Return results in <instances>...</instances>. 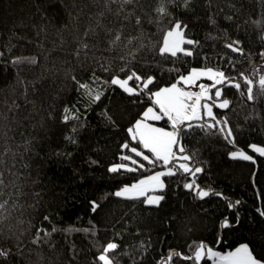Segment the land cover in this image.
<instances>
[{"label":"trees","instance_id":"trees-1","mask_svg":"<svg viewBox=\"0 0 264 264\" xmlns=\"http://www.w3.org/2000/svg\"><path fill=\"white\" fill-rule=\"evenodd\" d=\"M161 5L171 13L162 26L169 20H181L188 26L187 38L200 42L193 56L163 58L145 50L134 60L129 57L125 66L118 59L123 54L120 49L106 51L111 37L103 29L84 36L99 19L113 29V36L121 26L125 38L137 36L142 28L145 43H158L160 28L148 20L157 18L154 10ZM183 5L184 0H140L137 5H126L125 13L117 17L119 5L111 4L109 12L103 0L99 4L92 0H0V204H4L0 209V250L8 252L7 258L0 257V264H93L98 248L109 241L120 245L113 254L119 264H133V260L158 264L170 252L192 255L194 246L201 243L218 252L244 243L264 261V216L260 215L264 211V156L250 148L264 147V96L248 102L235 88L219 86L223 88L222 98L232 103L228 109L214 107L213 113L218 119L227 118L234 144L218 132L212 134L199 127L181 135L186 154L194 156L192 165L203 168L197 183L222 197L194 198L183 188L186 177L182 175L162 177L166 188L157 192L165 197L159 207L146 206L143 198L129 200L113 195L123 186L164 170L130 151L135 147L151 156L140 148L139 138L133 141L128 132L146 107L158 108L152 104L150 93L170 86L193 68H219L235 77L240 72L250 74L253 64L264 65L259 55L264 51L260 39L264 35V0H210V6L209 0H191L187 9ZM101 11L104 16L98 17ZM130 11L142 18L139 27L135 16L130 21L123 19ZM69 12L80 15L72 21ZM210 17L215 24L210 23ZM226 38L240 40L245 55L226 49ZM61 40L65 42L61 44ZM81 41L92 47L87 56L81 53L77 57L75 51ZM17 57H35L37 63L12 66L10 61ZM229 59L235 62L234 67ZM132 71L144 78L154 77L153 84L140 95L105 85L100 101L91 105L72 79L75 76L76 81L91 84L93 75L110 81L112 76L124 79ZM17 72L23 85L17 83ZM137 84L135 80L129 82L133 88ZM13 102L18 107H10ZM66 108L79 118L63 122ZM154 122L171 128L167 117ZM125 143L128 149H122ZM240 150L253 156L255 163L229 157L230 152ZM122 156L143 163L144 168L110 173L108 168L116 165L136 167ZM92 201L99 205L95 212ZM235 201L240 203L229 209V202ZM225 218L231 227H220ZM53 228L57 230L53 232ZM70 228L77 230L65 231ZM37 229L51 232V236L43 238L41 231L42 238L34 244ZM84 229H94L96 234ZM126 250L130 255H122ZM171 264L193 261L174 257ZM200 264L213 261L205 258Z\"/></svg>","mask_w":264,"mask_h":264},{"label":"snow or ice","instance_id":"snow-or-ice-1","mask_svg":"<svg viewBox=\"0 0 264 264\" xmlns=\"http://www.w3.org/2000/svg\"><path fill=\"white\" fill-rule=\"evenodd\" d=\"M93 3L99 4L100 0H92ZM169 3H174V0H168ZM140 3V0H103L104 8L106 11H111L110 5L117 4L119 8L115 15L120 17L122 13H125L126 5H137ZM191 0H184V8L187 9L190 5ZM210 6V0H209ZM67 7V5H65ZM72 7L75 8L76 5L73 2ZM157 14V18L154 20L149 17L148 23L156 24L160 28L161 40L158 43H152L149 40L148 43H145V33L141 28L137 36H124V27L121 26L119 30L115 31L113 36V29L106 28L104 24L100 22L96 17H90L91 19H96V26H89L84 32V36L96 35L97 28L103 29L106 34L111 37L108 39V47L106 51L112 52L116 49L122 51V55L118 57L121 61L124 62L125 66L129 63V57L135 59L137 53L142 51H154L160 57L163 58H175L179 59L180 56L191 57L194 55V49L200 45L199 41L192 40L187 38V24H184L181 20H169L167 26H162V22L165 17L171 15L168 12L167 8L161 5L160 7L154 10ZM80 13H77V16H72L69 12L70 20L75 21ZM98 17H103L104 12L101 11L97 14ZM135 16L134 11L126 12L123 15L125 21H130V19ZM231 20V17H227ZM210 23L215 24V20L210 17ZM142 24V18L140 16H135V25L140 26ZM210 39H216V37L209 36ZM264 41V35L260 37ZM65 41L61 40V44ZM136 44V47L133 51H125L132 48ZM190 46V47H186ZM92 46L88 43L81 41L79 46L75 51L77 57L83 53L85 56L88 54ZM224 47L230 50L232 53H237L241 56L245 55L244 49L242 47V42L238 39L232 40L226 38L224 41ZM11 51V49H8ZM260 57L264 59V51L259 53ZM0 56H3V53L0 52ZM100 59H104L101 57ZM207 59V57H205ZM220 59H224L221 57ZM233 65L235 62L229 59L228 61ZM28 63L35 65L37 63L35 57H17L10 61L12 66L21 65ZM106 63H108L106 61ZM104 67V65H101ZM264 68V65L257 67L255 64L251 65V73L246 74L245 72H240L238 76L229 77L225 74L224 71L219 68L213 67H204L202 69H191L187 75H180L175 83H172L169 87L160 88L156 92L150 93V99H152V104L158 106L159 112L154 111L152 107H149L143 114L142 119H139L135 122L132 128L128 129L129 134L132 137L133 141L138 139V143L141 149L147 150L151 153V156L144 154V151L138 150L135 147L130 148V151L135 154V156L140 157L143 161H146L149 165L156 166L160 164L165 170L156 172L153 175H150L144 179L139 180L138 182L121 188L116 191L113 195L118 198L129 199V200H139L143 198V203L146 206L159 207L160 202L164 200L163 195L148 193L163 192L166 188L165 183L161 179L162 177L182 175L186 177V182L183 184V188L186 191H189L193 194L194 198L203 200L210 195L221 196V193L212 192L210 189H203L196 180L197 174L203 172V168L200 166H193L192 160L193 155L186 154V150L181 143V135L190 131L194 127H199L205 132H212L215 134L218 132L223 135L224 139L229 143L234 144L233 132L229 126L227 118L218 119L213 113V107L219 109H228L231 105L229 99L222 98V87L218 86H228L235 88L241 95V97H246L248 102H255L258 97L264 96V74H261V69ZM105 71H109L108 67H104ZM120 71H125V68L122 67ZM258 77V79H256ZM17 83L23 85L24 81L20 79L19 72L16 74ZM201 78H206L212 81L211 85L199 84V92H190L184 91L182 88L178 87V84L183 83L186 86H197V81ZM78 85V91L82 90L83 97L86 99L89 105L94 104L100 101L101 97L104 95L103 86H118L123 92L129 95H140L142 92L149 88V85L153 84L154 77L149 76L147 78L141 77L135 71H132L126 78L121 79L119 76H112L110 81H103L100 77L93 75L92 83H80L76 81L75 76L72 77ZM137 81V88L129 86L130 81ZM214 89V92H213ZM27 88L25 87V93ZM202 99L212 100L213 103H202ZM194 103H190L193 101ZM10 107H18V105L13 102ZM65 115L63 117V122L67 123L70 119H78V115L71 112L68 108L64 110ZM162 114V115H161ZM164 117L171 122V131H166L161 128H155L147 124L145 121L151 120H160ZM205 117L209 118L212 122L210 123H199L195 124L194 121H202ZM213 130H215L213 132ZM66 139H72L71 137H66ZM75 143V141H72ZM129 145L125 143L122 145V149H128ZM250 148L253 152L258 153L260 156H264V147H258L256 145H250ZM231 159H240L243 161H251L255 163L253 156L246 154L243 150L233 151L229 153ZM122 160H130L133 165H136L135 168L128 167L127 165L121 164L108 168L110 173H115L124 169L128 172H135L138 169H143L144 164L139 161L132 159L129 156H122ZM94 163V162H93ZM3 184V180L0 179V185ZM92 211L95 212L99 205L92 201ZM240 201H235V203L229 202V209L238 205ZM4 208V204H0V209ZM260 211V210H258ZM260 215L264 216V211H260ZM3 217L0 216V220ZM45 220L48 217L44 218ZM238 221V218H237ZM232 225L227 218L221 223V228L231 227ZM57 229L53 228L52 231ZM77 229H66L65 231L71 232L76 231ZM42 229H37V238L32 241V243H38L42 238L40 232ZM85 232H90L94 236L95 230L84 229ZM51 236V232L43 231V238ZM120 245L115 241H109L106 245L100 246L98 248V255L94 258L93 264H119L116 253ZM140 247L143 249L144 245L141 243ZM122 255H130L126 250ZM8 252L0 250V257L7 258ZM174 257H179L183 260H191L193 264H200L202 259H209L213 261V264H264V261L257 259L252 251L249 249L248 245H241L235 249V251L228 252L226 254H221L219 252L213 251L211 248H208L206 245L201 243L198 246H194V251L192 255L184 256L181 253L170 252L166 259H162L158 264H171ZM133 264H137L136 260H133Z\"/></svg>","mask_w":264,"mask_h":264},{"label":"crops","instance_id":"crops-1","mask_svg":"<svg viewBox=\"0 0 264 264\" xmlns=\"http://www.w3.org/2000/svg\"><path fill=\"white\" fill-rule=\"evenodd\" d=\"M195 69H200V68H195ZM189 73V72H188ZM187 73V74H188ZM186 74V75H187ZM199 84H205V85H211L212 84V81H210V80H208V79H206V78H201L199 81H197V86H186V85H184L183 83H180V84H178V87H180V88H182L184 91H190V92H199L200 91V88L198 87V85ZM163 87H169V86H163ZM163 87H161V88H163ZM219 87V86H218ZM160 89V88H159ZM159 89H157V90H155L154 92H156V91H158ZM199 89V90H198ZM196 90H198V91H196ZM213 92H214V89H213ZM190 103H194V100L193 101H190ZM202 103H209V104H212L213 103V101L212 100H206V99H202ZM149 107H152L153 109H154V111H156V112H159V108H154L153 106H148V107H146V109L144 110V112L149 108ZM213 110H214V107H213ZM143 112V113H144ZM142 113V114H143ZM139 119H142V117L141 118H139ZM139 119H137V120H139ZM205 119H209V118H207V117H205ZM204 119V120H205ZM136 120V121H137ZM135 121V122H136ZM154 121H157V120H151V119H149V120H147V121H145L147 124H149V125H151L152 127H155V128H161V129H164V130H166V131H171L172 129L171 128H166V127H162V126H159V125H156L155 124V122ZM135 122H134V124H135ZM134 124H133V126H134ZM165 170V169H164ZM164 170H160V171H164ZM156 172H159V171H155V172H153V173H151L150 175H153V174H155ZM150 175H147V176H145V177H143V178H141V179H144V178H146V177H148V176H150ZM141 179H139V180H141ZM162 179V178H161ZM138 180V181H139ZM138 181H136V182H138ZM136 182H134V183H136ZM134 183H132V184H134ZM132 184H130V185H132ZM130 185H126V186H130ZM123 187H125V186H123ZM122 187V188H123ZM120 190V189H119ZM149 195H152V194H157V195H159L157 192L156 193H151V192H149L148 193ZM241 245H245L244 243H242V244H239V245H237V246H235L233 249H231V250H229V251H225V252H219V253H221V254H226V253H228V252H232V251H235V249L237 248V247H239V246H241ZM216 250V249H215ZM217 251V250H216Z\"/></svg>","mask_w":264,"mask_h":264},{"label":"rangeland","instance_id":"rangeland-1","mask_svg":"<svg viewBox=\"0 0 264 264\" xmlns=\"http://www.w3.org/2000/svg\"><path fill=\"white\" fill-rule=\"evenodd\" d=\"M200 69H202V68H200ZM199 90V89H198ZM198 90H196V91H198ZM171 123V122H170ZM208 248H211L213 251H216L215 249H213V247H211V246H209V245H206ZM216 252H218V251H216Z\"/></svg>","mask_w":264,"mask_h":264},{"label":"water","instance_id":"water-1","mask_svg":"<svg viewBox=\"0 0 264 264\" xmlns=\"http://www.w3.org/2000/svg\"><path fill=\"white\" fill-rule=\"evenodd\" d=\"M205 245V243H203Z\"/></svg>","mask_w":264,"mask_h":264}]
</instances>
